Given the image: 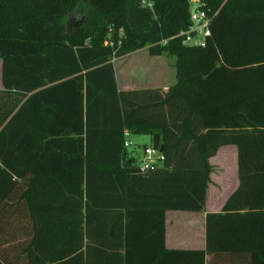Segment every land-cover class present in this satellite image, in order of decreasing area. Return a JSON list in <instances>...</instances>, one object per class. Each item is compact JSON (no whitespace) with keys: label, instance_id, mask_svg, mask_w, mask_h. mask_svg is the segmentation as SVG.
I'll use <instances>...</instances> for the list:
<instances>
[{"label":"trees","instance_id":"1","mask_svg":"<svg viewBox=\"0 0 264 264\" xmlns=\"http://www.w3.org/2000/svg\"><path fill=\"white\" fill-rule=\"evenodd\" d=\"M200 1L204 47L182 44L189 0H0V209L34 222L24 264H152L139 244H163L166 211L204 210L227 145L238 185L206 214L205 249L164 254L264 264V0ZM142 49L174 57L166 91L118 89L113 61ZM125 131L163 167L140 173Z\"/></svg>","mask_w":264,"mask_h":264},{"label":"crops","instance_id":"2","mask_svg":"<svg viewBox=\"0 0 264 264\" xmlns=\"http://www.w3.org/2000/svg\"><path fill=\"white\" fill-rule=\"evenodd\" d=\"M115 70V69H114ZM160 75V74H159ZM160 76V80L155 87L136 88L142 89H162L173 84L171 74ZM117 86L120 91L129 89L120 88L116 78ZM1 90V83H0ZM212 167L209 175V183L206 193L205 207L201 212L185 211H166L165 212V232L163 244L157 246L156 242L139 244L137 258L141 255H152V264H174V258L164 254L165 250H204L205 249V216L207 213H218L221 211L224 203L238 185L237 177V149L233 145L222 146L218 149L215 156L209 159ZM16 200V199H14ZM11 204V203H10ZM14 214L18 216H14ZM14 216V217H12ZM34 232V222L28 218V213L22 204L20 208L9 209L4 207L0 209V254L15 260L21 257L24 264L25 254L24 245L32 238ZM21 244V249L15 248L16 244ZM157 246V247H156ZM235 262L230 260V264H239L244 255H237ZM215 258V259H214ZM211 258L206 256V263L223 264V256ZM223 260V261H222ZM226 262V261H225ZM133 264H141L138 259Z\"/></svg>","mask_w":264,"mask_h":264},{"label":"rangeland","instance_id":"3","mask_svg":"<svg viewBox=\"0 0 264 264\" xmlns=\"http://www.w3.org/2000/svg\"><path fill=\"white\" fill-rule=\"evenodd\" d=\"M174 63V57L149 56L145 49L113 61L115 78H117L120 88H130V90L155 87L158 81L166 80L165 78L169 77L167 75L168 73L171 74V81L174 83ZM161 75H165V78L163 79L162 77L160 80ZM128 139L130 141L129 152H132L138 157L142 156L145 146H150V137L147 135H131Z\"/></svg>","mask_w":264,"mask_h":264},{"label":"built area","instance_id":"4","mask_svg":"<svg viewBox=\"0 0 264 264\" xmlns=\"http://www.w3.org/2000/svg\"><path fill=\"white\" fill-rule=\"evenodd\" d=\"M189 3L190 28L186 32L180 33V36L183 37L182 44L187 47H204L207 37L210 36V15L205 11L200 0H189ZM124 135L126 136L124 147L128 149L130 148L129 133L125 131ZM135 157L138 158L136 166L140 173L152 172L163 167V154L151 146L143 148L141 157L137 155Z\"/></svg>","mask_w":264,"mask_h":264},{"label":"water","instance_id":"5","mask_svg":"<svg viewBox=\"0 0 264 264\" xmlns=\"http://www.w3.org/2000/svg\"><path fill=\"white\" fill-rule=\"evenodd\" d=\"M161 151V150H160Z\"/></svg>","mask_w":264,"mask_h":264}]
</instances>
